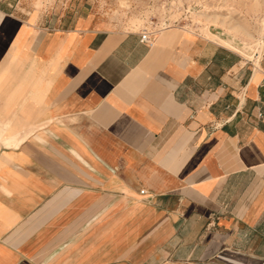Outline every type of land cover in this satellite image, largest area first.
I'll list each match as a JSON object with an SVG mask.
<instances>
[{"label":"crops","instance_id":"1","mask_svg":"<svg viewBox=\"0 0 264 264\" xmlns=\"http://www.w3.org/2000/svg\"><path fill=\"white\" fill-rule=\"evenodd\" d=\"M4 16L0 264H264V53Z\"/></svg>","mask_w":264,"mask_h":264},{"label":"rangeland","instance_id":"2","mask_svg":"<svg viewBox=\"0 0 264 264\" xmlns=\"http://www.w3.org/2000/svg\"><path fill=\"white\" fill-rule=\"evenodd\" d=\"M0 9L50 29L67 28L76 18L86 15L93 16L95 21L110 29L154 32L155 35L168 26H181L183 30L206 37L209 34L234 37V44L248 53L246 59L255 60L256 52L264 53V0H0ZM6 20L5 16L0 18V28ZM5 43L0 45V56L9 53L10 46ZM20 52L18 46L13 47L9 53L10 61L6 66H0V91L9 82V66ZM19 85L15 88L17 91ZM3 96L0 93V97ZM18 99V93L7 96L8 102H19ZM9 112L1 106L0 144L16 147L37 126L20 125V112L16 110L11 111L16 119L10 121L7 118Z\"/></svg>","mask_w":264,"mask_h":264},{"label":"bare ground","instance_id":"3","mask_svg":"<svg viewBox=\"0 0 264 264\" xmlns=\"http://www.w3.org/2000/svg\"><path fill=\"white\" fill-rule=\"evenodd\" d=\"M211 37H213L214 39L218 40L221 44H223L224 46L230 48V49H233L241 54H243L244 56H247L248 53H246L244 50L240 49L239 47H237L235 44H234V37H231V38H224V37H221L219 36L218 34H209ZM231 35V34H230ZM227 36V35H226ZM233 36V35H232ZM237 39V38H236ZM236 43V42H235ZM243 47L245 48L246 47V43L243 42ZM248 46V45H247ZM250 47H248L249 49ZM257 54V52L255 53V55ZM249 56V55H248ZM252 56V55H251Z\"/></svg>","mask_w":264,"mask_h":264},{"label":"built area","instance_id":"4","mask_svg":"<svg viewBox=\"0 0 264 264\" xmlns=\"http://www.w3.org/2000/svg\"><path fill=\"white\" fill-rule=\"evenodd\" d=\"M140 40L148 45H152L155 41L154 32H141Z\"/></svg>","mask_w":264,"mask_h":264}]
</instances>
